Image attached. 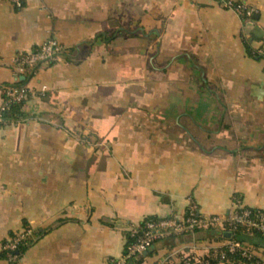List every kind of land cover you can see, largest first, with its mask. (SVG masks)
Segmentation results:
<instances>
[{
    "label": "crops",
    "instance_id": "obj_1",
    "mask_svg": "<svg viewBox=\"0 0 264 264\" xmlns=\"http://www.w3.org/2000/svg\"><path fill=\"white\" fill-rule=\"evenodd\" d=\"M241 1L248 23L213 0H0V105L32 92L0 132V243L40 235L14 264H111L148 219L264 208V0ZM52 38L68 55L21 75ZM193 246L222 245L198 232L126 264Z\"/></svg>",
    "mask_w": 264,
    "mask_h": 264
},
{
    "label": "built area",
    "instance_id": "obj_2",
    "mask_svg": "<svg viewBox=\"0 0 264 264\" xmlns=\"http://www.w3.org/2000/svg\"><path fill=\"white\" fill-rule=\"evenodd\" d=\"M15 7L21 8L24 0H9ZM215 3L224 5L244 17L245 22L251 21L253 13L247 10L241 0H213ZM64 50L58 40L52 38L42 43L34 52L20 53L13 59V65L19 69L24 67L34 68L39 65H49L57 61ZM19 91L16 88L7 90V100L0 105V132L8 124L3 117L12 102H20L26 96V89ZM28 91V90H27ZM214 231L218 233L216 238L221 243V248L212 250L207 256H200L193 246L189 253H181L179 264H210V258L218 259L217 264H264V249L247 240H239L236 233L244 232L253 235L255 231L264 235V208H250L245 206L241 200L235 199L229 212L224 216H206L199 212L196 205L192 204L186 215L182 218L167 217L157 220L145 221L142 225L135 227L131 232L134 239L126 254L119 261L111 264H126L132 259H141L153 247L159 243L176 238L194 235L198 232ZM31 233L30 229H22L4 245H0V251H16L20 242ZM223 234L228 235L226 238ZM16 253V252H15ZM237 254L241 260L233 262L228 255ZM178 253L167 254L156 261L155 264H175L173 257ZM16 255H10L7 262L17 261Z\"/></svg>",
    "mask_w": 264,
    "mask_h": 264
},
{
    "label": "trees",
    "instance_id": "obj_3",
    "mask_svg": "<svg viewBox=\"0 0 264 264\" xmlns=\"http://www.w3.org/2000/svg\"><path fill=\"white\" fill-rule=\"evenodd\" d=\"M100 37H102V36H98L97 39H100ZM69 52H70V50L64 49L61 52V55H68ZM33 70H34V68L24 67L22 69L21 75L25 76V78H28L29 75H31L33 73ZM24 85H25V81L18 80L15 84L6 87L3 90V101L8 99V97L6 95V92L8 89L16 88V89H19V91H22L23 89H25ZM26 89L28 90V91L26 90V93H25L27 97L24 100H21L20 102L10 103L8 110L4 112L3 117L6 120L8 125L19 123V122H21L27 118V113L25 112V107H26L27 102L29 101V99L32 96V92H30V90L28 88H26ZM149 220H155V219H148L147 221H149ZM23 229L24 230L30 229L31 233L28 236H26L20 242L16 251H7V250L0 251V261H4L6 264L16 263L24 255V253L28 250V248L31 247L36 242L38 237L40 236L37 233V231H35L34 229H31V227H29L28 225H25ZM206 233H211V234L215 235V237L218 236V233H216L214 231H207ZM15 235H16V233H13L8 239H12ZM227 236L228 235L223 234L224 238H226ZM236 238H238L239 240H247V241L251 242L252 244H255L256 246H260L264 249V235H262L260 232L255 231L253 233V235H246L244 232L239 231L238 233H236ZM8 239H6L2 243H0V245H4L8 241ZM133 242H134V239L131 237V234H129L127 236V242H126L124 254H126L128 248L130 247L131 244H133ZM10 255H16L18 260L15 262H11V263L7 262L8 257ZM144 257H142L139 261L143 260ZM228 259L233 261V262H237V261L241 260L240 256L237 254H233V255L229 254ZM135 260H137V259H132L129 262H134ZM217 261H218V259H214V257L210 258V264H217ZM136 262H138V260Z\"/></svg>",
    "mask_w": 264,
    "mask_h": 264
}]
</instances>
